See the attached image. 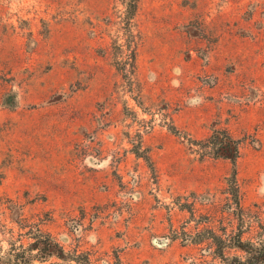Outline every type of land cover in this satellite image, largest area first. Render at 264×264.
<instances>
[{
    "label": "rangeland",
    "instance_id": "374dc122",
    "mask_svg": "<svg viewBox=\"0 0 264 264\" xmlns=\"http://www.w3.org/2000/svg\"><path fill=\"white\" fill-rule=\"evenodd\" d=\"M127 2L0 0V254L221 264L264 239V0ZM213 130L235 165L192 143Z\"/></svg>",
    "mask_w": 264,
    "mask_h": 264
},
{
    "label": "trees",
    "instance_id": "16d2710c",
    "mask_svg": "<svg viewBox=\"0 0 264 264\" xmlns=\"http://www.w3.org/2000/svg\"><path fill=\"white\" fill-rule=\"evenodd\" d=\"M127 3L131 12L130 17H132L137 8L138 0H128ZM192 143L200 146V148H209L215 158L229 159L233 165H235L239 155L238 142L225 130H213L205 139L193 141ZM229 243L230 247L242 250L244 255L225 256L220 250L217 254H219L221 264H264V239H260L257 244H254L252 242L241 241L240 239L235 240L232 237ZM34 250L35 253L32 252ZM53 256L65 263L50 262L48 264H67L66 262L70 260L74 261V264H90L87 254L79 258L74 253L75 258H71L73 255L67 254L62 246L48 236L36 238L27 248L12 246L4 254H0V264H44V262ZM36 260L38 263H35Z\"/></svg>",
    "mask_w": 264,
    "mask_h": 264
}]
</instances>
